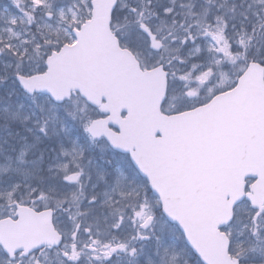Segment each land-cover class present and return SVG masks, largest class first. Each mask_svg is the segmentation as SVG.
<instances>
[{"label":"snow or ice","instance_id":"6c2138e0","mask_svg":"<svg viewBox=\"0 0 264 264\" xmlns=\"http://www.w3.org/2000/svg\"><path fill=\"white\" fill-rule=\"evenodd\" d=\"M0 264H264V0L0 4Z\"/></svg>","mask_w":264,"mask_h":264},{"label":"rangeland","instance_id":"374dc122","mask_svg":"<svg viewBox=\"0 0 264 264\" xmlns=\"http://www.w3.org/2000/svg\"><path fill=\"white\" fill-rule=\"evenodd\" d=\"M5 2H6V0H0V4H3Z\"/></svg>","mask_w":264,"mask_h":264}]
</instances>
